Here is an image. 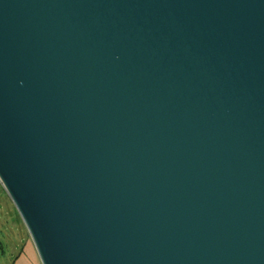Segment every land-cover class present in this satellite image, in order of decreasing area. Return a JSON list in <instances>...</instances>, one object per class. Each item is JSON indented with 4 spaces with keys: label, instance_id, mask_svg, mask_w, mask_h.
<instances>
[{
    "label": "water",
    "instance_id": "water-1",
    "mask_svg": "<svg viewBox=\"0 0 264 264\" xmlns=\"http://www.w3.org/2000/svg\"><path fill=\"white\" fill-rule=\"evenodd\" d=\"M0 184L41 264H264V0H0Z\"/></svg>",
    "mask_w": 264,
    "mask_h": 264
},
{
    "label": "crops",
    "instance_id": "crops-1",
    "mask_svg": "<svg viewBox=\"0 0 264 264\" xmlns=\"http://www.w3.org/2000/svg\"><path fill=\"white\" fill-rule=\"evenodd\" d=\"M10 198L0 195V264H41Z\"/></svg>",
    "mask_w": 264,
    "mask_h": 264
},
{
    "label": "rangeland",
    "instance_id": "rangeland-1",
    "mask_svg": "<svg viewBox=\"0 0 264 264\" xmlns=\"http://www.w3.org/2000/svg\"><path fill=\"white\" fill-rule=\"evenodd\" d=\"M0 195L1 196H3V197H6L7 196V198H8V195H7V193L5 192V190L3 189V187L1 186V184H0ZM10 200V199H9ZM12 202V201H11ZM15 207V206H14ZM19 217V220L21 221V223L23 224V222H22V220H21V218H20V216H18ZM23 226H24V224H23ZM24 228H25V226H24ZM1 263V262H0Z\"/></svg>",
    "mask_w": 264,
    "mask_h": 264
}]
</instances>
